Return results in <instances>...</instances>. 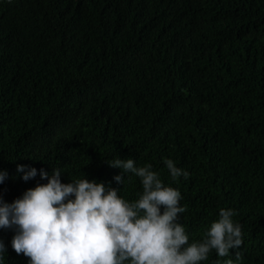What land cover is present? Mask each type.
Instances as JSON below:
<instances>
[{
	"label": "trees",
	"instance_id": "1",
	"mask_svg": "<svg viewBox=\"0 0 264 264\" xmlns=\"http://www.w3.org/2000/svg\"><path fill=\"white\" fill-rule=\"evenodd\" d=\"M0 264H264V0H0Z\"/></svg>",
	"mask_w": 264,
	"mask_h": 264
},
{
	"label": "bare ground",
	"instance_id": "2",
	"mask_svg": "<svg viewBox=\"0 0 264 264\" xmlns=\"http://www.w3.org/2000/svg\"><path fill=\"white\" fill-rule=\"evenodd\" d=\"M112 250H113V249H112ZM114 250H116V249H114ZM256 250H257V249H256ZM256 250H255V251H256ZM135 251H136V250H135ZM142 253H143V252H142ZM136 254H137V253H136ZM240 254H241V253H240ZM137 255H138V254H137ZM139 255H140V254H139ZM140 257H142V256H140Z\"/></svg>",
	"mask_w": 264,
	"mask_h": 264
}]
</instances>
